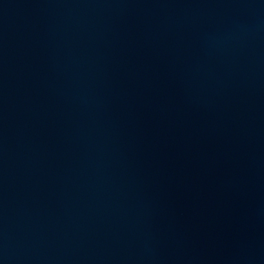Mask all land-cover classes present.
Masks as SVG:
<instances>
[{
  "label": "water",
  "instance_id": "1",
  "mask_svg": "<svg viewBox=\"0 0 264 264\" xmlns=\"http://www.w3.org/2000/svg\"><path fill=\"white\" fill-rule=\"evenodd\" d=\"M0 264H264V0H0Z\"/></svg>",
  "mask_w": 264,
  "mask_h": 264
}]
</instances>
